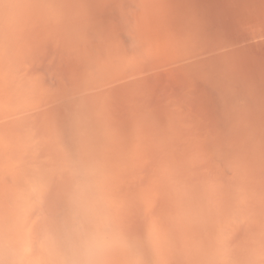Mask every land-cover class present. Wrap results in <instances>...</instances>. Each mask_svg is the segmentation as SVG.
I'll return each mask as SVG.
<instances>
[{
  "label": "rangeland",
  "instance_id": "374dc122",
  "mask_svg": "<svg viewBox=\"0 0 264 264\" xmlns=\"http://www.w3.org/2000/svg\"><path fill=\"white\" fill-rule=\"evenodd\" d=\"M0 264H264V0H0Z\"/></svg>",
  "mask_w": 264,
  "mask_h": 264
},
{
  "label": "clouds",
  "instance_id": "9594fccd",
  "mask_svg": "<svg viewBox=\"0 0 264 264\" xmlns=\"http://www.w3.org/2000/svg\"><path fill=\"white\" fill-rule=\"evenodd\" d=\"M84 246L91 250V249H97L102 247L107 243L106 239L103 236L100 235H94L89 238H87L84 242Z\"/></svg>",
  "mask_w": 264,
  "mask_h": 264
}]
</instances>
